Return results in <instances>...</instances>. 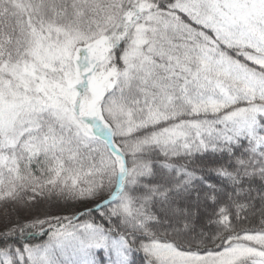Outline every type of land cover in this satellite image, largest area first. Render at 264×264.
Wrapping results in <instances>:
<instances>
[{
    "label": "snow or ice",
    "instance_id": "obj_1",
    "mask_svg": "<svg viewBox=\"0 0 264 264\" xmlns=\"http://www.w3.org/2000/svg\"><path fill=\"white\" fill-rule=\"evenodd\" d=\"M0 264H264V0H0Z\"/></svg>",
    "mask_w": 264,
    "mask_h": 264
}]
</instances>
